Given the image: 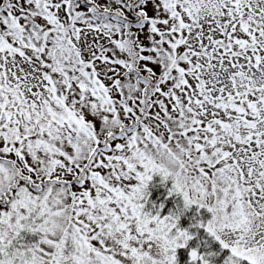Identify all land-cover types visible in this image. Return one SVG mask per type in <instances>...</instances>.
<instances>
[{
    "label": "snow or ice",
    "instance_id": "obj_1",
    "mask_svg": "<svg viewBox=\"0 0 264 264\" xmlns=\"http://www.w3.org/2000/svg\"><path fill=\"white\" fill-rule=\"evenodd\" d=\"M0 264H264V0H0Z\"/></svg>",
    "mask_w": 264,
    "mask_h": 264
}]
</instances>
